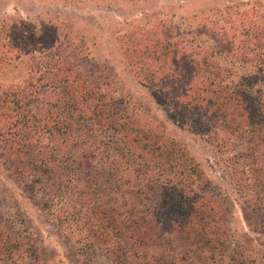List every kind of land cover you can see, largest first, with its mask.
<instances>
[{"label":"trees","instance_id":"trees-1","mask_svg":"<svg viewBox=\"0 0 264 264\" xmlns=\"http://www.w3.org/2000/svg\"><path fill=\"white\" fill-rule=\"evenodd\" d=\"M7 14L0 72L22 61L26 73L0 81V171L60 230L70 264H264L263 7H226L181 34L145 16L117 34L135 78L209 148L205 165L90 62L84 37L48 12ZM206 163L227 178L253 238L233 234L232 203ZM2 189L0 264H53Z\"/></svg>","mask_w":264,"mask_h":264},{"label":"rangeland","instance_id":"rangeland-1","mask_svg":"<svg viewBox=\"0 0 264 264\" xmlns=\"http://www.w3.org/2000/svg\"><path fill=\"white\" fill-rule=\"evenodd\" d=\"M69 2V1H66ZM38 3V0H0V9L8 11L6 17H27L36 15L41 11L43 20L47 19V12L56 17L58 22H64L60 27L61 32L67 31L72 37H84L90 48L91 63L101 66L113 76V82L118 91L131 96L135 101L148 105L147 111L149 117L156 118L166 131L177 138L195 156L205 165V160L210 156V150L200 140L199 136L188 132L178 122V117L170 113L163 107L162 103L157 104L155 92L147 88L135 78L131 73L125 59L119 51L117 43V34L124 32L130 25L147 22L145 16H156L162 20L170 21L175 33L181 34L180 28H192L203 24L202 19L210 17H219V12L226 7L232 10L238 7L241 11H248L254 6L264 8V0H96L84 1L82 3ZM18 9V11H15ZM209 9H215L216 12L209 14ZM152 24L153 21H150ZM193 25V26H190ZM67 26V28H65ZM215 45V43H214ZM26 73L24 62H17L8 71L0 72V81L4 83L19 82ZM206 168L211 173L214 182L221 189L227 192L229 200L232 203V223L233 234L243 236H252L246 221V210L242 208L237 198L229 186L227 178L222 179V173L213 168L211 171L206 163ZM0 188L5 195L15 194V206L22 210V215L29 216L26 220L30 225L31 232L36 237L40 247V252L46 256L44 263L58 264L52 256L58 260L61 258L62 264H70L74 260L71 258V248L67 240L62 236L60 230L49 221L35 205L24 199L21 187L12 182H8L7 173L0 171ZM7 187L11 193L4 189ZM8 209L4 208V213ZM19 213V212H18Z\"/></svg>","mask_w":264,"mask_h":264}]
</instances>
